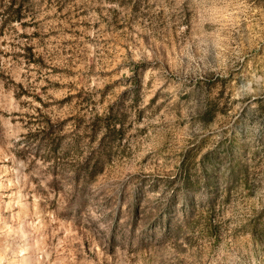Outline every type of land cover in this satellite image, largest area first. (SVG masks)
I'll use <instances>...</instances> for the list:
<instances>
[{
	"label": "rangeland",
	"instance_id": "obj_1",
	"mask_svg": "<svg viewBox=\"0 0 264 264\" xmlns=\"http://www.w3.org/2000/svg\"><path fill=\"white\" fill-rule=\"evenodd\" d=\"M0 264H264V0H0Z\"/></svg>",
	"mask_w": 264,
	"mask_h": 264
},
{
	"label": "trees",
	"instance_id": "obj_2",
	"mask_svg": "<svg viewBox=\"0 0 264 264\" xmlns=\"http://www.w3.org/2000/svg\"><path fill=\"white\" fill-rule=\"evenodd\" d=\"M109 112H107L105 115H107ZM103 115L100 114H94L89 118V122H88V128L90 130H94L97 126H102L104 130H113L114 129V125H113V121H115L117 118H115V120H110V122H108L109 120H106L105 122L101 121L99 124L100 119H102ZM113 125V126H112ZM99 158V154L94 155L93 159H91V155L85 157V159L82 161V172L87 174L88 176H92L94 175V173H96L101 165L99 164L98 161Z\"/></svg>",
	"mask_w": 264,
	"mask_h": 264
}]
</instances>
